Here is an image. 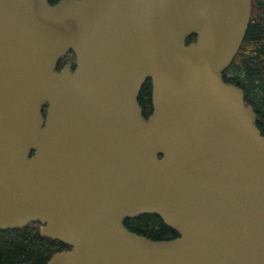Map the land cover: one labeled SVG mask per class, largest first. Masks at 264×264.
Returning <instances> with one entry per match:
<instances>
[{
	"label": "water",
	"instance_id": "95a60500",
	"mask_svg": "<svg viewBox=\"0 0 264 264\" xmlns=\"http://www.w3.org/2000/svg\"><path fill=\"white\" fill-rule=\"evenodd\" d=\"M250 15L251 0H0V230L39 223L70 247L46 264H264V137L222 77ZM145 214L177 237L124 227Z\"/></svg>",
	"mask_w": 264,
	"mask_h": 264
},
{
	"label": "trees",
	"instance_id": "16d2710c",
	"mask_svg": "<svg viewBox=\"0 0 264 264\" xmlns=\"http://www.w3.org/2000/svg\"><path fill=\"white\" fill-rule=\"evenodd\" d=\"M58 0H48L53 5ZM195 37L187 40L193 42ZM72 59L71 54L67 58ZM62 61L58 70L62 67ZM223 81L244 92L245 105L255 112L256 125L264 137V0H251V15L241 47L230 68L223 73ZM151 85L147 80L141 88L138 103L143 116L151 112ZM124 227L130 232L152 240H170L177 234L165 227L154 215H142L127 219ZM39 223H31L23 229L0 230V264H46L57 252L70 250L58 241L39 234Z\"/></svg>",
	"mask_w": 264,
	"mask_h": 264
},
{
	"label": "flooded vegetation",
	"instance_id": "af4514ba",
	"mask_svg": "<svg viewBox=\"0 0 264 264\" xmlns=\"http://www.w3.org/2000/svg\"><path fill=\"white\" fill-rule=\"evenodd\" d=\"M66 63H70V65H72V67H74V60L73 59L70 62H66ZM151 109H152V106H151ZM151 112H152V110H151ZM151 112L146 113V115L144 117L147 118L151 114Z\"/></svg>",
	"mask_w": 264,
	"mask_h": 264
},
{
	"label": "rangeland",
	"instance_id": "374dc122",
	"mask_svg": "<svg viewBox=\"0 0 264 264\" xmlns=\"http://www.w3.org/2000/svg\"><path fill=\"white\" fill-rule=\"evenodd\" d=\"M66 59H67V58H66ZM66 59H65V60H66Z\"/></svg>",
	"mask_w": 264,
	"mask_h": 264
}]
</instances>
